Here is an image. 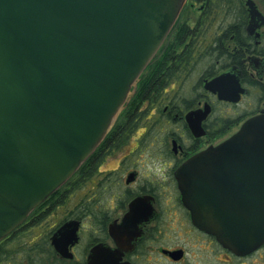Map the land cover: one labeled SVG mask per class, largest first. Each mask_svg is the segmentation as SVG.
I'll return each instance as SVG.
<instances>
[{"label": "water", "instance_id": "95a60500", "mask_svg": "<svg viewBox=\"0 0 264 264\" xmlns=\"http://www.w3.org/2000/svg\"><path fill=\"white\" fill-rule=\"evenodd\" d=\"M184 0H0V238L101 141ZM222 76L204 84L220 99ZM198 110L190 114H196ZM186 115V118L190 115ZM197 228L235 253L264 241V115L175 170ZM78 221L50 243L62 257ZM99 247L89 264H98Z\"/></svg>", "mask_w": 264, "mask_h": 264}, {"label": "flooded vegetation", "instance_id": "af4514ba", "mask_svg": "<svg viewBox=\"0 0 264 264\" xmlns=\"http://www.w3.org/2000/svg\"><path fill=\"white\" fill-rule=\"evenodd\" d=\"M187 8H194L193 17L185 16ZM180 17L181 25L195 37L194 46L187 48L185 43L177 49L185 60L177 65L180 73L167 81L159 97L141 104L144 112L136 120L138 125L145 120L143 131L157 125L162 138L140 142V136L111 169L99 167L124 141L102 144L98 159L89 160L85 168L83 200L69 193L62 206L49 207L48 213L46 204L39 208L34 228L41 232L32 243L40 250L43 247L45 254L28 259L25 232L17 240L12 237L27 215L0 238V243L7 241L0 263L89 264L90 252L98 246V264H264V241L247 252L235 253L193 225L189 211L180 203L174 175L187 158L227 138L242 121L264 115V0H184L175 21ZM192 73L188 90L175 93L171 87L189 82ZM219 76L216 86L229 97L237 82L241 91L236 101L220 99L217 91L204 87ZM241 101L243 107L233 113ZM143 154L147 158L129 159ZM110 178H115L116 187L105 189L104 181ZM96 188L104 196L94 205ZM74 199L77 202L72 204ZM70 220L78 221L77 240L67 246L71 257L66 258L54 250L50 237ZM81 234L84 246L75 254L73 248Z\"/></svg>", "mask_w": 264, "mask_h": 264}, {"label": "trees", "instance_id": "16d2710c", "mask_svg": "<svg viewBox=\"0 0 264 264\" xmlns=\"http://www.w3.org/2000/svg\"><path fill=\"white\" fill-rule=\"evenodd\" d=\"M185 43L187 48L194 46L195 37L188 32L187 28H184L181 25L180 19L178 18L154 55L139 74L137 80L130 89V93L126 98L124 105L95 149L79 164L76 170L66 179L62 186L58 187L55 191L49 194L44 201L33 208L26 217L25 222L22 223V226L18 227L16 233L12 237L17 240L19 235H22L25 232V253L28 259L35 258L46 252L43 247L40 250L34 243H32L34 237H31V239L29 234L30 230L34 229V225L38 221L39 208L46 204L48 208L45 210V213H48L49 207L56 205L62 206L61 203L66 202L67 194L71 193L72 195H77L81 192L84 184L85 168L89 160L98 159L99 156L97 152L99 147L105 142L119 143L125 141L129 133L137 125L136 120L138 117L142 116L144 112L141 104L154 97H159L162 88L167 81L180 73L178 69L179 66L177 65L185 63V60H182L181 58L183 53H177V49ZM170 48H175L174 52H170ZM170 57H173V59L171 58V60ZM169 62L171 63L168 64ZM56 199L57 203L54 204ZM80 204L81 205L78 206H82V203ZM42 240L45 241V245L49 248L46 242V236H43ZM6 245L7 241L0 243V255L3 254V249Z\"/></svg>", "mask_w": 264, "mask_h": 264}, {"label": "rangeland", "instance_id": "374dc122", "mask_svg": "<svg viewBox=\"0 0 264 264\" xmlns=\"http://www.w3.org/2000/svg\"><path fill=\"white\" fill-rule=\"evenodd\" d=\"M193 9H189V8L185 9V11H184L185 16L190 15V17H193L195 15ZM179 19L181 20V19H183V17H180ZM193 78H194V73L191 74V76L189 78V82L183 83V85H181L179 87H176L174 85L171 88H173V91L175 90V93H176V91L179 92V94H181L183 92L185 93L188 90L190 84L193 82ZM168 87H170V86H168ZM173 91L171 90L170 93L173 92ZM241 107H243V101H241L236 107H233L234 110H237V111H233V113L239 112L241 110ZM145 116H146V114H145ZM144 125L146 126L145 120H143L142 123L140 122L139 125L137 124L135 126V128L138 127V129L134 128V130L130 133V135L127 136V138L125 139L123 145L117 151H114L112 154H109L108 156H106L104 163L99 168L100 169H111V168H114L115 165H116V160H118L119 158H122V156L124 154H126L127 151L130 148H133L134 144L136 143L137 139L140 138V136L143 137V139H141L140 142H157L159 140V138H162L161 137L162 134L158 133V126L157 125L154 126L153 128H151V130H149V131H145V130L143 131L142 127H144ZM138 141H139V139H138ZM143 158H147V157L143 154L142 156L140 155L139 157L137 155L131 156L129 159H131V161H133V160H138V159H143ZM114 179L115 178H110L109 181L108 180L104 181L105 189H107L109 187L114 189L116 187V186H114V184H115L114 183ZM85 189L83 187V190H81L82 192H80L79 194L75 195L76 196L75 198H80V199L83 200V198L85 197V194H84L83 191ZM100 190H101L100 188H96L94 190L96 192V197L93 199L94 200V202H93L94 205H97L98 200L101 199L99 197H103L104 196L101 193ZM76 202H77V199H74L72 204H75ZM40 232H41L40 228H34V229L30 230V232H29L30 238L34 237V236L35 237L38 236V234ZM79 237H80V239H79V242H78L77 246L73 248V252L75 254H79L81 252V250H82V247L84 246V240H85L84 239V235L81 234ZM0 264H5V263L1 262ZM15 264H18V263H15Z\"/></svg>", "mask_w": 264, "mask_h": 264}]
</instances>
